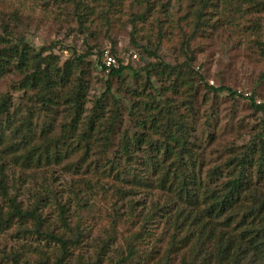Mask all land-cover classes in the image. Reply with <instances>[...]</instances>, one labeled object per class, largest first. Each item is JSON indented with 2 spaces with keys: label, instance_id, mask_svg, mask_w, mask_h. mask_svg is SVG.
I'll use <instances>...</instances> for the list:
<instances>
[{
  "label": "rangeland",
  "instance_id": "rangeland-1",
  "mask_svg": "<svg viewBox=\"0 0 264 264\" xmlns=\"http://www.w3.org/2000/svg\"><path fill=\"white\" fill-rule=\"evenodd\" d=\"M0 37L8 46L55 57L59 69L71 66L66 86L46 99L36 86H21L30 68L21 74L11 60L0 75V99H9L11 126L28 123L33 144L60 137L73 116L66 94L78 81L83 85L71 138L51 150L57 160H42L25 172L0 162L8 186L6 196L0 194V216L6 217L14 200L21 211L34 212L42 233L67 244L61 249L37 236L34 219L15 218L0 230V264H203L220 232L238 234L234 224L221 230V220L203 216L201 196L197 202L177 200L178 178L170 163L184 141L192 157L184 174L200 193H216L238 171L240 153L256 145V137L264 141V111L247 99L264 104V0H0ZM105 55L136 75L126 70L108 76L100 66ZM157 62L175 66L182 77L153 69ZM98 101L102 117L87 131ZM166 125L172 133L180 125L177 144L163 137ZM253 160L245 176L263 195L264 168L257 176ZM112 163L119 175L110 171ZM127 167L149 186H133ZM167 171L166 186L156 188ZM175 224L179 237L191 241L186 251L167 258ZM130 244L135 254L125 260ZM250 247L239 248V264H258Z\"/></svg>",
  "mask_w": 264,
  "mask_h": 264
},
{
  "label": "trees",
  "instance_id": "trees-1",
  "mask_svg": "<svg viewBox=\"0 0 264 264\" xmlns=\"http://www.w3.org/2000/svg\"><path fill=\"white\" fill-rule=\"evenodd\" d=\"M146 2V0H143ZM0 75L9 70L10 61L14 60L15 63L11 67L18 70L21 74H24L31 69V73L28 74L21 82V86L24 88L36 86L40 92L41 98H48L52 96L53 90L56 88H64L68 82V76L71 70V66L66 64L63 69L55 67L54 61L55 57H41V55L34 54L33 51H28L27 47L24 45L21 49H18L17 45L8 46L5 41L0 37ZM6 46V47H5ZM146 52L145 49H143ZM263 53V49H260ZM151 57H155L153 53H149ZM82 58V57H81ZM77 62L80 61L76 58ZM117 66L106 68L101 64V68L107 71V75L110 77H120L124 71L130 70L133 75H136L135 71H132L127 65H123L119 59H116ZM153 69L165 70L169 73L175 74L176 80L181 78L182 71H178L174 66L168 64H163L161 62L154 63L151 66ZM168 73V74H169ZM182 80V79H181ZM209 90L213 92L227 91L230 97H234L235 93L223 89L217 88ZM65 103L69 104L70 110L72 112V121L67 125L60 135L53 143H48V145H37L33 144L31 127L28 123H21L16 127H12L11 116L8 115V103L7 96H3L0 99V162L6 159L9 167L18 169L22 172L27 171L32 166H39L43 162H48V160H57V154L54 152L57 148L55 145H64L70 136L72 135L74 129V123L80 116L81 99L83 96V85L81 81H78L76 89L71 94H66ZM250 101V105L256 111H264V104L255 105L251 97H247ZM100 101L96 102L95 110L86 121L85 127L87 131H91L94 125L100 120L102 115L99 113ZM98 108V110H97ZM167 114V112H165ZM152 122H155L154 120ZM174 126V123H172ZM111 125L107 127L103 140L106 143L108 141V134L111 132ZM180 125L176 128L173 133L169 129V125L162 128L163 137H168L177 142L181 138ZM256 145H251L245 148L237 160L236 166L238 171L230 176L225 182L221 183L216 191V193L207 192L200 193L198 189L194 187L190 178L184 174L186 164L190 161L191 153L189 149L186 148L185 142L177 145L178 149L175 152V160L170 163L173 170V175L178 178V182L174 186L176 198L179 201L183 199H190L193 201H198L199 196H201L203 203L206 205L203 216L209 219V221H219L221 230L227 229L232 224H234V230H238L237 235H223L220 232L214 248L207 254L206 262L203 264H209L212 259L214 264H239L241 257L239 256V248L245 244L251 245V250L253 251L255 257L258 260V264H264V194H257L254 190V186H251L247 177L245 176V166L253 160L251 157L255 156L253 160L257 166V176L260 174L264 168V141L260 137H256ZM54 149H51V146ZM51 150H54L53 152ZM123 152L128 153V147L123 146ZM169 151L164 149V153L167 154ZM169 154V153H168ZM187 161L184 163V159ZM6 167H3L0 163V194L6 196L8 186L3 182L4 171ZM115 170L116 175L120 173L117 171V166L111 164L110 171ZM130 182L133 186L137 187H147L148 182L143 178L136 176L132 173L130 167H127L126 172ZM169 172L162 173L155 182L156 188L163 189L168 182ZM213 177V174L209 176ZM9 206L11 211L6 215L5 218L0 216V230L8 228V225L15 218L19 220L34 219L35 226L34 232L37 236L46 238L56 244H58L61 249H64L67 242L60 237L52 234L42 233L40 231L41 223L35 216L33 211H21V209L14 203V200L9 199ZM150 219H153V215ZM180 225L176 224L173 226V234L169 237V242L166 245L165 256L170 258V256H175L180 250L187 249L191 239L189 236L185 235L179 237ZM138 238L141 236L139 233ZM134 245L128 247L125 260L129 259L134 255ZM199 248H203V244L199 243ZM186 251V250H185ZM201 253V252H200ZM63 254V251H62ZM197 254H194V258ZM60 262V258L57 260ZM56 262V263H57ZM184 264V262H182Z\"/></svg>",
  "mask_w": 264,
  "mask_h": 264
},
{
  "label": "built area",
  "instance_id": "built-area-1",
  "mask_svg": "<svg viewBox=\"0 0 264 264\" xmlns=\"http://www.w3.org/2000/svg\"><path fill=\"white\" fill-rule=\"evenodd\" d=\"M130 58H131V60H135L136 59V55L135 54H131ZM102 64L106 68L116 67L117 66L115 58H113V57H111L109 55H105L104 56Z\"/></svg>",
  "mask_w": 264,
  "mask_h": 264
}]
</instances>
